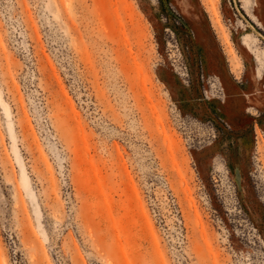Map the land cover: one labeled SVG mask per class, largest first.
Listing matches in <instances>:
<instances>
[{"label":"rangeland","instance_id":"obj_1","mask_svg":"<svg viewBox=\"0 0 264 264\" xmlns=\"http://www.w3.org/2000/svg\"><path fill=\"white\" fill-rule=\"evenodd\" d=\"M0 264H264V0H0Z\"/></svg>","mask_w":264,"mask_h":264}]
</instances>
